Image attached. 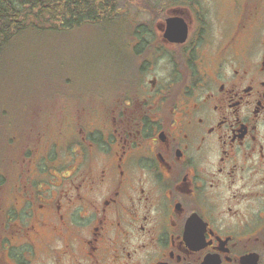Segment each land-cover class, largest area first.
<instances>
[{
    "label": "flooded vegetation",
    "instance_id": "obj_1",
    "mask_svg": "<svg viewBox=\"0 0 264 264\" xmlns=\"http://www.w3.org/2000/svg\"><path fill=\"white\" fill-rule=\"evenodd\" d=\"M209 3L140 7L112 92L0 107L2 264H264V0Z\"/></svg>",
    "mask_w": 264,
    "mask_h": 264
},
{
    "label": "rangeland",
    "instance_id": "obj_2",
    "mask_svg": "<svg viewBox=\"0 0 264 264\" xmlns=\"http://www.w3.org/2000/svg\"><path fill=\"white\" fill-rule=\"evenodd\" d=\"M147 1L157 9L166 5V0ZM231 2L212 0L207 6L212 14L224 17ZM116 13L115 20L97 26L73 23L60 30L27 29L16 36L0 53V107L20 108L27 98L40 103L61 83L69 92L114 91L119 74L132 61L131 34L141 21L143 27L149 24L148 15L131 0H117ZM0 233V253L23 258L24 248L10 245L12 234Z\"/></svg>",
    "mask_w": 264,
    "mask_h": 264
},
{
    "label": "trees",
    "instance_id": "obj_3",
    "mask_svg": "<svg viewBox=\"0 0 264 264\" xmlns=\"http://www.w3.org/2000/svg\"><path fill=\"white\" fill-rule=\"evenodd\" d=\"M116 4L117 0H0V53L27 29L60 30L73 23L97 26L115 20Z\"/></svg>",
    "mask_w": 264,
    "mask_h": 264
},
{
    "label": "water",
    "instance_id": "obj_4",
    "mask_svg": "<svg viewBox=\"0 0 264 264\" xmlns=\"http://www.w3.org/2000/svg\"><path fill=\"white\" fill-rule=\"evenodd\" d=\"M165 36L173 41L182 42L186 36V29L185 27L183 28L182 25L180 26L177 22L167 19Z\"/></svg>",
    "mask_w": 264,
    "mask_h": 264
}]
</instances>
